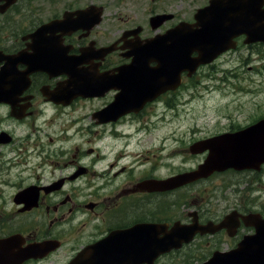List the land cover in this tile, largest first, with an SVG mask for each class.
Returning a JSON list of instances; mask_svg holds the SVG:
<instances>
[{
  "label": "flooded vegetation",
  "instance_id": "af4514ba",
  "mask_svg": "<svg viewBox=\"0 0 264 264\" xmlns=\"http://www.w3.org/2000/svg\"><path fill=\"white\" fill-rule=\"evenodd\" d=\"M211 1L0 0V264H46L68 245L69 229L72 243H84L71 246L66 264H175L169 260L202 243L210 249L203 259L221 250L206 241L229 234L206 233L223 220L207 208L214 190L195 186L222 174L165 187L199 165L162 175L174 168L167 145L142 142L156 122L151 107L172 109L198 73L182 72L176 87L177 77L156 71L158 61L174 56L176 42L222 35V4L212 13ZM246 39L235 37L236 49L252 48ZM177 52L193 61L200 53ZM187 188L175 213L172 197ZM192 226L203 233L166 250L175 227ZM47 243L55 247L48 253ZM86 252L92 262H73Z\"/></svg>",
  "mask_w": 264,
  "mask_h": 264
},
{
  "label": "rangeland",
  "instance_id": "374dc122",
  "mask_svg": "<svg viewBox=\"0 0 264 264\" xmlns=\"http://www.w3.org/2000/svg\"><path fill=\"white\" fill-rule=\"evenodd\" d=\"M170 104L172 109L166 108L164 102L151 107V118L156 122L149 134L151 137L144 136L142 139V142L151 141L157 147L164 143L167 145L166 153L174 168L162 171V175L192 170L202 163L204 155L191 154L189 151L196 141L244 128L264 118V47L255 45L236 49L219 61L203 66ZM203 186L214 190L212 195H208L211 200L207 207L212 217L223 219L232 207L238 206L246 215H264V166L258 174L227 172L195 187ZM190 194L187 188L172 197L175 213ZM190 206L187 204L186 208ZM250 232H253L252 228H245L237 238L222 235L206 241H218V247L227 250L241 239V235ZM63 234L68 245L46 260V264H66L73 255L69 253L71 246L75 242L78 245L84 243L79 239L72 243L71 229L63 231ZM86 239V235L83 236L82 240ZM209 251L202 243L197 247L186 248L167 260L173 257L169 262L187 264L194 257L203 259Z\"/></svg>",
  "mask_w": 264,
  "mask_h": 264
},
{
  "label": "water",
  "instance_id": "95a60500",
  "mask_svg": "<svg viewBox=\"0 0 264 264\" xmlns=\"http://www.w3.org/2000/svg\"><path fill=\"white\" fill-rule=\"evenodd\" d=\"M232 1L234 3V0H224L223 2V5H226V8H227V9L225 8L223 15L224 16L227 14L230 15V22L224 21L223 30L225 32L228 29V32H231L235 28V30L239 31L240 33H246L245 31H242L238 26V20L236 16H234L237 14L236 13L237 11L234 9L235 7ZM254 6L255 8H251V13H250L251 18L254 20V26L252 28L253 32L251 31V34L255 33V36H254L255 38H252V40L254 42L256 41L264 42V25H263L264 24L263 23L264 22V12L260 9V6L258 5H254ZM214 8H215V4L213 3V9ZM226 42L227 41L223 39L222 47L219 46V48H217L216 53H213L210 55L204 54L201 58L205 60H201L198 62L197 61L190 62L186 67L184 66V67H177V68L176 66H179L180 62L178 61L174 62L175 71L177 70L176 72H181L185 69H189L191 72H193L198 68V66L211 63V61L216 57L218 53H222L231 47L227 45ZM171 69L172 68L170 67L169 70ZM260 123L238 134H229V135H225V136L223 135L221 137H218L216 141H217V147L219 148H217L216 156L214 153L207 160L206 164L202 165L198 171L189 173V174L180 175L178 177L165 181L164 183H166L167 185H164V186L165 187L168 186L169 188H177V187L183 186L184 184L189 183L190 181H193L195 179H198L199 177L207 176L209 173L213 172L216 169V165H219V164H220L219 165L220 169L218 168L219 170L226 169L228 167H234L239 170L255 169L259 171L260 166L264 163V138H263L264 137V122H260ZM204 144H206L205 141L195 144L192 147V151L193 152L200 151L202 148V145ZM216 161L217 163H215ZM253 221H254V217H252L251 219V224ZM260 224H262V219H256L253 222V225L256 227H259ZM251 239L252 237L251 238L247 237L245 239V242L241 243L239 249H237L238 251H236L237 253H239L240 249L243 248L240 253V257L242 259L236 260L235 257L237 256V254L232 253L231 256L227 258H223V259L221 258L217 259L213 261L212 264H264V247H263L264 246V231L261 230L254 237L253 241H251ZM176 247H180V246H176ZM54 248L55 247H51L50 244L48 243L46 245L47 253ZM87 250L89 251V249ZM99 257H100L99 261L103 262L104 261L103 255H100ZM89 258H90V255L89 253L86 252V253L80 254L73 262L74 263L85 262Z\"/></svg>",
  "mask_w": 264,
  "mask_h": 264
},
{
  "label": "bare ground",
  "instance_id": "6f19581e",
  "mask_svg": "<svg viewBox=\"0 0 264 264\" xmlns=\"http://www.w3.org/2000/svg\"><path fill=\"white\" fill-rule=\"evenodd\" d=\"M220 145H221V144H220ZM215 148H219V147L216 146Z\"/></svg>",
  "mask_w": 264,
  "mask_h": 264
}]
</instances>
